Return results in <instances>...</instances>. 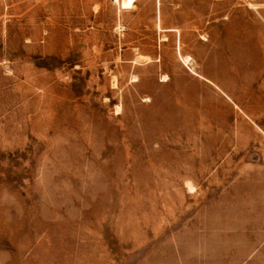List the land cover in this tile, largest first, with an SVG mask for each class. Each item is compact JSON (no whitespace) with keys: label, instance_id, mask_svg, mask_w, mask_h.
Returning <instances> with one entry per match:
<instances>
[{"label":"rangeland","instance_id":"rangeland-1","mask_svg":"<svg viewBox=\"0 0 264 264\" xmlns=\"http://www.w3.org/2000/svg\"><path fill=\"white\" fill-rule=\"evenodd\" d=\"M123 1L0 0V264H264V0Z\"/></svg>","mask_w":264,"mask_h":264},{"label":"bare ground","instance_id":"bare-ground-1","mask_svg":"<svg viewBox=\"0 0 264 264\" xmlns=\"http://www.w3.org/2000/svg\"><path fill=\"white\" fill-rule=\"evenodd\" d=\"M130 4H131V0H124V1H123V6H124V8H128V7H130ZM189 59H190V58H188V57L184 58V60H185L186 62H188Z\"/></svg>","mask_w":264,"mask_h":264}]
</instances>
